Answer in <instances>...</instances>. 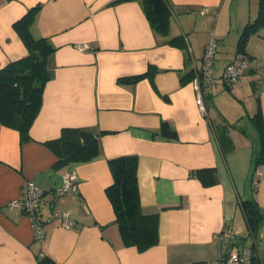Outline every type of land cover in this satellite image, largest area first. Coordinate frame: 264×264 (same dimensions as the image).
Returning a JSON list of instances; mask_svg holds the SVG:
<instances>
[{"label": "crops", "instance_id": "crops-1", "mask_svg": "<svg viewBox=\"0 0 264 264\" xmlns=\"http://www.w3.org/2000/svg\"><path fill=\"white\" fill-rule=\"evenodd\" d=\"M168 1L169 32L161 35L136 0H0V68L27 55L13 23L36 5L32 36L54 48L29 138L0 123V264H209L244 245L241 201L254 199L264 213V159L253 177L261 140L251 118L258 97L264 123V26L244 45L248 64L238 81L227 89L215 80L256 18L258 0ZM180 35L187 51L167 42ZM212 38L219 71L215 57L203 115L192 78ZM63 127L98 133L97 156L59 165L45 141ZM125 155L137 157L142 212L158 215V242L142 251L123 244L106 193L113 181L108 160ZM66 171L75 173L77 191L57 194ZM27 180L43 191L42 241L30 216L9 206ZM63 213L68 228L60 224ZM225 226L231 236L221 240ZM260 231L264 222L256 234L248 229L254 264H264Z\"/></svg>", "mask_w": 264, "mask_h": 264}, {"label": "trees", "instance_id": "trees-1", "mask_svg": "<svg viewBox=\"0 0 264 264\" xmlns=\"http://www.w3.org/2000/svg\"><path fill=\"white\" fill-rule=\"evenodd\" d=\"M132 1V0H118ZM143 5L149 24L155 32L168 35L171 5L168 0H136ZM38 11V5L31 7L19 19L14 21L13 28L17 32L27 55L9 62L0 68V123L16 129L21 140L29 138V129L38 112L42 90L52 76V66L49 57L53 46L44 37L35 38L31 26ZM264 26V0H258L256 18L248 22L242 29L236 53L243 52L244 45L257 28ZM171 45L188 50L182 35L167 40ZM155 68L149 66L146 76L152 80ZM193 74L190 73V76ZM144 75L122 78V82H134ZM189 74L186 77H190ZM184 77L182 80H186ZM191 77V78H192ZM226 86V85H225ZM230 86H226L229 89ZM258 129L261 140V151L256 161V167L264 159V123L260 112V101L257 97V110L251 117ZM163 133L174 136V131L163 125ZM98 133L82 127H63L56 138L45 141V145L55 153L59 165L73 161H88L99 152ZM113 181L106 188V193L112 203L115 222L118 225L123 244L136 246L145 250L157 244L158 215L142 212L137 188V157L135 155L119 156L108 160ZM207 169H203L205 172ZM241 208L250 233L256 234L264 222V213L254 199L241 201ZM254 263V256L253 261ZM264 263V262H263ZM196 264H205L198 262Z\"/></svg>", "mask_w": 264, "mask_h": 264}, {"label": "built area", "instance_id": "built-area-1", "mask_svg": "<svg viewBox=\"0 0 264 264\" xmlns=\"http://www.w3.org/2000/svg\"><path fill=\"white\" fill-rule=\"evenodd\" d=\"M85 45L81 47L84 48ZM216 41L214 38L206 45L201 65L192 78V84L196 93L195 102L201 114L206 115L207 109L204 103V97L208 93L211 84V66L215 54ZM248 58L243 54H235L233 59L225 66L221 73V80L226 86H232L238 81L241 71L246 69ZM259 172V169H255ZM256 182V181H254ZM77 191L76 175L73 172L66 171L63 174L61 185L56 190L57 194H65ZM43 203V191L32 181L27 180L21 188V196L17 200L9 202V206L18 208L22 213L30 216L34 226V236L38 241H42L45 235L43 220L39 217L40 206ZM60 224L68 228L72 222L67 213H63L60 218ZM219 238L226 239L231 236L229 226L223 227L219 232ZM254 251L250 246H242L238 250L222 253L216 260L209 264H254Z\"/></svg>", "mask_w": 264, "mask_h": 264}, {"label": "rangeland", "instance_id": "rangeland-1", "mask_svg": "<svg viewBox=\"0 0 264 264\" xmlns=\"http://www.w3.org/2000/svg\"><path fill=\"white\" fill-rule=\"evenodd\" d=\"M240 54H243V55H245V53L244 52H239ZM236 54H238V53H236ZM246 57H247V55H245ZM216 57V58H215ZM214 58H215V67L213 68V70H215V68H216V72H218L219 71V69L217 68V53H215L214 54ZM215 82H218V83H220V85L222 86V87H224V85H223V83H222V80H221V77L220 78H218L217 80H215ZM212 83H213V79H212ZM214 85V84H213ZM225 95V94H224ZM219 97H222V95H219ZM259 154H260V151L256 154V158H257V160H258V157H259ZM255 169L253 170V177L255 176ZM238 224L240 225V229H239V231L237 232V234H239V235H242L243 237V239H242V242L240 243V244H244L243 246H251L252 245V243H253V238H252V236L250 235V233L248 232V229H247V226H246V224H245V222H244V220H243V218H239L238 219ZM263 231H260L259 233H258V236H257V240H256V244H257V247H258V249H259V251H260V253L262 254V255H264V234H262L261 235V233H262ZM237 238H239V237H234L233 239H237ZM240 239V238H239ZM241 240V239H240Z\"/></svg>", "mask_w": 264, "mask_h": 264}]
</instances>
